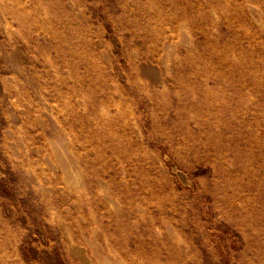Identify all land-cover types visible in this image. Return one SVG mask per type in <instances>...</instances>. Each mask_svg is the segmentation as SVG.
<instances>
[{
    "label": "rangeland",
    "instance_id": "rangeland-1",
    "mask_svg": "<svg viewBox=\"0 0 264 264\" xmlns=\"http://www.w3.org/2000/svg\"><path fill=\"white\" fill-rule=\"evenodd\" d=\"M0 264H264V0H0Z\"/></svg>",
    "mask_w": 264,
    "mask_h": 264
}]
</instances>
